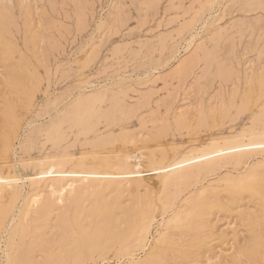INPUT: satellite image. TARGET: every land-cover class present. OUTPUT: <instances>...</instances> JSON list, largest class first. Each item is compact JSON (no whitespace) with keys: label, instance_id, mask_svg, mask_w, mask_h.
Here are the masks:
<instances>
[{"label":"rangeland","instance_id":"374dc122","mask_svg":"<svg viewBox=\"0 0 264 264\" xmlns=\"http://www.w3.org/2000/svg\"><path fill=\"white\" fill-rule=\"evenodd\" d=\"M10 5L15 20V25L10 29L13 50L10 62L15 69L22 68L23 73L19 75L20 81L14 82V86L9 88L4 81L6 72L4 60L0 56V108L6 100L12 99L17 104L20 127L10 155L8 158L0 157V168L3 169L0 170V177H5V172L9 171L10 176L16 177L21 196L31 193L28 196L30 198L26 196L30 203L27 209L29 212L23 218L25 223L22 230L25 232L19 229L12 239V262L17 264L15 253L23 248L31 249L29 255L32 256L44 252L49 258L53 255L50 258L51 263L54 259L52 264L59 260L57 264L63 261L62 264H72L73 260V264L229 262L228 259L231 260L249 240V230H259L256 222L253 223L255 218L247 217L243 211L252 212L254 217L259 213L256 216L258 220L264 218V195L254 191L249 185L247 187L245 183L232 179L234 174H243L252 166L264 168V141L259 142L260 145L257 141L249 142L258 136L264 137V80L253 98L247 104L243 101V94L248 90L247 81L257 73L264 75V0H11ZM25 7L30 12L32 28L40 30L41 37L38 39L26 41L25 14L22 10ZM20 86L28 91L26 100L17 90ZM77 99H80L79 105H76ZM179 110L183 112V117L178 119L176 114L181 113ZM180 120L185 121L182 123ZM3 123L0 115L1 129ZM223 139L237 140L240 143L214 152L209 149L210 145L219 142L222 144ZM243 145H249L250 148L241 149L240 146ZM137 146H143L144 151L153 152L155 156L163 154L162 159H157L158 169L150 168L149 159L145 155L140 159L127 156L129 153L135 154ZM97 150L101 152L94 153ZM236 150H240V153ZM98 155L114 158L112 160L115 164L125 160L133 172H119L117 170L121 169H117L115 165L114 169H103L100 174L98 172L92 177L87 173L73 172L75 162L79 159ZM192 159H195L194 162ZM62 162L67 165L61 164ZM84 178L86 181L82 180ZM100 179L103 180L99 182ZM115 180L119 184L115 185L114 182L111 185ZM11 181L12 179L7 180ZM70 181L73 184H69ZM124 184H129L133 189L138 187V194L144 193L142 185L145 186L146 192L154 201L150 208L144 202H129L130 199L123 192L126 187ZM202 187L206 190L199 193ZM117 191L118 195L113 194ZM201 195L208 196L210 203L203 216L205 221L201 228L202 234L190 236L187 234L189 231L182 234L184 230L177 222L176 215L180 216L182 213L181 216L187 218L185 212L192 208L193 205L190 204H194L197 196ZM234 196L238 197V202L233 201ZM228 199L232 201L229 205L226 204ZM103 200L106 201L105 204ZM258 200H261L260 205L257 204ZM73 201L75 202L72 203ZM66 202L75 207H70ZM108 202L111 204H107ZM119 203L124 206H131L129 203H132L134 207L137 206L136 212L141 213H137L139 216L137 219L136 215L134 223L130 222L132 225L126 223L127 234L118 241L114 238L110 247L106 238L99 234L75 250L81 228L88 226L85 230H91L92 226L104 225L105 222L106 226L108 221L107 226L112 227V215L118 214L116 209L119 208ZM142 206L147 209L144 208L141 212ZM84 207L89 208L85 211ZM110 208L113 210L110 211ZM103 212L106 213L102 214ZM36 213L39 216L34 215ZM145 213L150 218L148 240L144 247L131 246L128 250L130 233L134 232L135 223L143 221ZM61 214L66 215L61 216L62 220ZM76 219L80 224L74 222ZM249 220H252L251 223ZM56 221L58 225L55 224ZM42 222L46 224V228L42 227L45 226ZM88 222H91L90 225ZM60 223H64V227ZM82 223L84 227L81 226ZM193 223L191 227L199 225L198 222ZM120 226L124 227L123 224ZM57 229L62 233L67 231L66 238ZM191 230L194 229L190 228ZM163 232L171 235L167 234V239H173L171 243L169 239L164 240L163 244L158 242L159 235ZM42 235L47 240L42 239ZM50 235L56 238L53 240ZM195 237L197 241L194 240ZM71 240H75L76 244ZM191 240L196 241L194 246L191 245ZM69 241L72 243H68ZM121 243L124 247L128 246V249L124 250ZM53 244L55 245L52 246ZM0 245L3 247V242ZM156 247L160 250H155ZM40 249L44 251L40 253ZM57 253L61 258H58ZM262 254L264 257V253ZM243 255L246 259L247 255L241 254L242 261L246 262ZM256 257L258 264H264V258ZM220 258L223 259L222 262ZM244 261V264H248V259L246 263Z\"/></svg>","mask_w":264,"mask_h":264},{"label":"bare ground","instance_id":"6f19581e","mask_svg":"<svg viewBox=\"0 0 264 264\" xmlns=\"http://www.w3.org/2000/svg\"><path fill=\"white\" fill-rule=\"evenodd\" d=\"M22 1H24V0H22ZM21 3V2H20ZM11 0H0V56L3 58V67L5 68V72H6V75L4 76L5 77V79H4V81H5V83H6V85L9 87V88H11V87H13L14 86V82H16L17 83V81H20V77H19V75L20 74H22L23 73V69L22 68H19V69H15L14 68V66L12 65V63L10 62L11 61V59H12V48H11V45H12V41H11V39H10V36H11V31H10V29H11V27L12 26H14L15 25V20H14V17H13V8L11 7ZM23 10V14H25V21H24V24H25V29H26V32H27V37H26V41H31V40H34V39H38V38H40L41 36H40V34H39V31L40 30H38V29H34V28H32L33 27V25H32V18H31V16H30V12L28 11V8L27 7H25L24 9H22ZM27 43V42H26ZM26 43H25V45H26ZM58 45V44H57ZM37 49V48H36ZM33 50H34V48H33ZM35 51V50H34ZM35 54V53H34ZM44 56V55H43ZM42 59H43V57H42ZM1 62H2V59H1ZM262 72H264V71H262ZM261 73V72H260ZM260 73H257L255 76H254V78L253 79H251L250 81H247V82H249L248 83V85H247V87H248V90L243 94V101L245 102V104H247L252 98H253V96L257 93V88H259V87H261V84H262V82H263V80H264V78H263V76H262V74H260ZM25 82H27V80L25 81ZM263 85V84H262ZM32 88V87H31ZM18 92L20 93V94H22V97L24 98V100H26L27 98H28V91L26 92L25 91V89H24V87L23 86H20L18 89ZM12 95V94H11ZM16 96H18V95H16ZM9 97H10V95H9ZM14 97V96H13ZM83 97V96H82ZM89 97V96H88ZM85 98V97H84ZM87 98V97H86ZM85 98V99H86ZM89 101V100H88ZM75 102V101H74ZM77 103V104H76ZM76 103H74V104H76V105H79V103H80V99L78 100H76ZM245 106V105H244ZM247 106V105H246ZM245 108V107H244ZM17 104L16 103H14L13 102V100L12 99H8V100H6L4 103H3V105L1 106V108H0V115L2 116V118H3V121H4V123H3V126H2V129H1V133H0V157L1 158H8V155H10V153H11V151L13 150V147H14V144H15V142H16V140H17V138H18V129H19V127H20V119H19V115H18V113H17ZM180 111V110H179ZM181 112V111H180ZM183 112H181V113H177L176 114V118H181V114H182ZM185 116V115H184ZM183 117V116H182ZM262 117H264V116H262ZM178 118V119H179ZM185 119V118H184ZM183 120V119H182ZM182 120H180L181 122H182ZM186 120H187V118H186ZM185 121V120H184ZM183 121V122H184ZM182 122V123H183ZM86 123V122H85ZM176 123H178V122H176ZM2 125V124H1ZM54 129L56 128V127H54V126H52ZM88 127V126H87ZM53 128H52V130H53ZM84 129V128H83ZM48 131V130H47ZM258 131V130H257ZM261 132V131H260ZM51 133V132H50ZM53 133V132H52ZM51 133V134H52ZM56 133V132H55ZM254 133V132H253ZM262 133V132H261ZM50 134V135H51ZM252 134V133H251ZM256 134V133H255ZM243 135V134H242ZM52 136H54V135H52ZM251 136V135H250ZM254 136V135H253ZM234 137V136H233ZM233 137H231V138H233ZM239 137V136H238ZM240 137H242V136H240ZM256 137V136H255ZM224 140V142L222 143V144H219V143H217V144H214V145H210L209 146V149L210 150H212V152H214V151H216L217 149H222V148H228L229 146L231 147L232 145H235L236 144V146H237V144L238 143H240V141H237V140H227V141H225V139H223ZM223 140H221V141H223ZM242 140L243 139H241V142H242ZM98 141V140H97ZM216 141H217V139H216ZM220 141V140H219ZM252 141H257L258 143L259 142H262V141H264V137L263 136H258L256 139H254V140H250L249 142H252ZM95 142V141H94ZM102 142V141H101ZM100 142V143H101ZM218 142V141H217ZM99 143V142H98ZM216 143V142H215ZM247 143V142H246ZM97 144V143H96ZM95 144V145H96ZM248 144H250V143H248ZM98 145V144H97ZM239 145V144H238ZM242 145V144H241ZM245 145H247V144H245ZM259 145H260V143H259ZM258 145V146H259ZM235 146V147H236ZM249 146V145H248ZM246 147V146H240L241 147V149H245V148H250V147ZM253 146V145H252ZM262 146H264L263 144H262ZM261 146V147H262ZM234 147V146H233ZM245 147V148H244ZM261 147H259V148H261ZM134 148V147H133ZM205 148H207V147H205ZM256 148V147H255ZM230 149V148H229ZM238 149V148H237ZM240 149V150H241ZM145 150V148L143 147V146H137L136 148H135V151H136V153L135 154H130L129 153V155H127L128 157H133V159H136V158H138V159H140L142 156H146L147 157V159H149V162H150V168L152 169V170H156V169H158L157 168V166H158V163H157V159L158 158H161L162 159V156H163V154L161 153V154H159L158 156H155V154L153 153V152H147V151H144ZM201 150H203V149H201ZM223 150V149H222ZM221 150V151H222ZM240 150L238 151V150H236V151H238L239 153H240ZM251 150V149H250ZM132 151H134V150H132ZM234 151V150H233ZM235 151V152H236ZM96 152H101V150H97V151H95L94 153H96ZM111 152V151H110ZM205 152V151H204ZM208 152V151H207ZM97 153V154H98ZM206 153V152H205ZM250 153V152H249ZM128 154V153H127ZM229 154H230V152H229ZM233 154V153H232ZM234 154H236V153H234ZM64 155V154H63ZM110 155H112V154H110ZM208 155V154H207ZM50 156V155H49ZM52 156V155H51ZM54 156V155H53ZM60 156V155H59ZM67 156V155H66ZM107 156V155H106ZM113 156V155H112ZM184 156V155H183ZM213 156V155H212ZM242 156H243V154H242ZM68 157V156H67ZM70 157V156H69ZM68 157V158H69ZM185 157V156H184ZM208 157V156H207ZM241 157V156H240ZM44 158V157H43ZM50 158V157H49ZM55 158V157H54ZM58 158V157H57ZM64 158V157H63ZM116 159L117 158H119V157H115ZM129 158V159H130ZM145 158V157H144ZM188 158V157H187ZM189 158H190V155H189ZM45 159V158H44ZM112 159H114V158H112V157H99V155L98 156H92L91 158H81V159H79L77 162H75L76 164H75V167H74V169H73V172H76V173H87V175H91L90 177H92L93 175H95L96 173H98L99 172V174H100V171H104L103 169H105L106 170V168H112L114 165L117 167V169H121V170H117V171H122V170H124V172H128V173H131V172H133V171H130V165H128L129 163H126V162H124V161H119L117 164H115L114 163V161L112 160ZM115 159V160H116ZM121 159V158H120ZM137 159V160H138ZM200 159H201V157H200ZM65 160V159H64ZM63 160V161H64ZM67 160V159H66ZM128 159H126V161H127ZM188 160V159H187ZM193 160V159H192ZM195 160V159H194ZM194 160H193V162H194ZM207 160V159H206ZM44 161V160H43ZM48 161V160H47ZM58 161V160H57ZM116 161H118V160H116ZM141 161V160H140ZM146 161V160H145ZM185 161V160H184ZM208 161V160H207ZM206 161V162H207ZM42 162V161H41ZM60 162V161H59ZM74 162V161H73ZM128 162V161H127ZM163 162V161H162ZM192 162V161H191ZM192 162V163H193ZM196 162V161H195ZM53 163H55V162H53ZM69 163V162H68ZM160 163V162H159ZM186 163V162H185ZM188 163V162H187ZM191 163V164H192ZM205 163V162H204ZM42 164V163H41ZM47 164V163H46ZM45 164V165H46ZM61 164H65V162L63 163H61ZM191 164H189V165H191ZM196 164V163H195ZM211 164V163H210ZM213 165L215 164V163H212ZM57 165V164H56ZM59 165V164H58ZM65 165H67V164H65ZM71 165V164H70ZM74 165V164H73ZM137 165V164H136ZM139 165V164H138ZM179 165V164H178ZM181 165V164H180ZM183 165V164H182ZM181 165V166H182ZM189 165H187V166H189ZM202 165V164H201ZM205 165L206 164H204V167H205ZM208 165H209V163H208ZM40 166V165H39ZM44 166V165H43ZM61 166V168H62V165H60ZM114 166V167H115ZM133 166V165H132ZM183 166H185V165H183ZM186 166V167H187ZM210 166V165H209ZM208 166V167H209ZM41 167H42V165H41ZM47 167V166H46ZM64 167V166H63ZM114 167H113V169H114ZM195 167L197 168L198 166H196L195 165ZM208 167H206V168H208ZM211 167V166H210ZM48 168H50V167H48ZM53 168V167H52ZM55 168V167H54ZM57 168H59L60 169V167H58L57 166ZM56 168V169H57ZM252 168V169H251ZM251 168H248V170L246 171L245 170V172L243 173V174H234V176H232L231 178L232 179H234L235 180V182L236 181H240V182H242V183H245V185L247 186V185H249L251 188H254L253 190L254 191H257V192H259L260 194H262V195H264V168L263 169H259L258 167H255V168H253V166L251 167ZM2 168H0V170H1ZM36 169V168H35ZM58 169V170H59ZM63 169V168H62ZM62 169H61V171H62ZM176 169H177V167H176ZM175 169V170H176ZM179 169V168H178ZM3 170V169H2ZM54 170V169H53ZM57 170V171H58ZM42 171V170H41ZM49 171V170H48ZM56 171V170H55ZM70 171V170H69ZM111 171V170H110ZM112 171H114V170H112ZM116 171V172H117ZM174 171V170H173ZM9 172V171H8ZM8 172H5V173H7V175L5 176V177H0V244L3 242V247H1V245H0V264H3V262H5V264H14L13 262H12V256H11V248H12V246L11 245H13V242H12V239L14 238V235L16 234V232L20 229V230H22V226H23V223H25V221L23 220V218L28 214V212H29V210H27L28 209V205H29V199L27 200V198H30V197H28L27 195V198H26V196L25 197H22L21 196V194H20V189L18 188V186H17V183H16V177L14 178V176H10L9 175V173ZM40 172V171H39ZM50 172V171H49ZM53 172V171H52ZM72 172V173H73ZM136 172H139V171H136ZM170 172V171H169ZM239 172V171H238ZM46 173V172H45ZM57 173V172H56ZM72 173H71V175H72ZM240 173V172H239ZM1 174H2V172H1ZM60 174V173H59ZM99 174H98V176H99ZM105 174V173H104ZM108 174V173H107ZM107 174H105V175H107ZM118 174V173H117ZM120 174H122V173H120ZM125 174V173H124ZM43 175V174H42ZM41 175V176H42ZM62 175V174H61ZM60 175V176H61ZM66 175V174H65ZM73 175H74V173H73ZM78 175V174H77ZM40 176V175H39ZM38 176V177H39ZM67 176V175H66ZM85 176H86V174H85ZM175 176H177V175H175ZM231 176V175H230ZM59 177V176H58ZM57 177V178H58ZM77 177V176H76ZM79 177V176H78ZM90 177H88L89 179H90ZM171 177H172V175H171ZM196 177V176H195ZM35 178V177H34ZM68 178V177H67ZM87 178V179H88ZM94 178V177H93ZM101 178H103V177H101ZM167 178L168 177H166V180H167ZM175 178V177H174ZM178 178V177H177ZM227 178V177H226ZM10 179H12V181L11 182H7V180H10ZM32 179V178H31ZM75 179V178H74ZM92 179V178H91ZM172 179V178H171ZM179 179V178H178ZM178 179H177V181H178ZM35 180V179H34ZM33 180V181H34ZM37 180V179H36ZM35 180V181H36ZM57 180V179H56ZM69 180V179H68ZM77 180V179H76ZM82 180H85V178L84 179H82ZM101 180H103V179H100L99 180V182L101 181ZM111 180V179H110ZM109 180V181H110ZM123 180V179H122ZM140 180V179H139ZM166 180H165V182H166ZM227 180V179H226ZM6 181V182H5ZM38 181V180H37ZM58 181V180H57ZM56 181V182H57ZM67 181V180H66ZM72 181V180H71ZM71 181L69 182V184H73V183H71ZM86 181V180H85ZM92 181H94V180H92ZM98 181V180H97ZM176 181V180H175ZM74 182V181H73ZM79 182H81V181H78V183ZM88 182H89V180H88ZM88 182H86V183H88ZM108 182V181H107ZM107 182H105V183H107ZM114 182H115V185H118L117 183H116V180L115 181H113V184H111V185H114ZM121 182V181H120ZM168 182V181H167ZM170 182V181H169ZM66 182H64V184H65ZM68 183V182H67ZM76 183V182H75ZM77 183V184H78ZM83 183V182H82ZM82 183L80 184V185H82ZM129 183V182H128ZM180 183V182H179ZM59 184H61V182L59 183ZM63 184V185H64ZM77 184H76V187L78 188L79 186H77ZM84 184V183H83ZM168 184V183H167ZM48 185V184H47ZM55 185V184H54ZM62 185V186H63ZM85 185V184H84ZM100 185V184H99ZM109 185H110V183H109ZM108 185V186H109ZM110 185V186H111ZM125 185V184H124ZM142 185V184H141ZM170 185V184H169ZM233 185V184H232ZM68 185H66V187H67ZM74 186V185H73ZM73 186H71V185H69L68 187H73ZM86 186H88L87 184H86ZM91 186V185H90ZM122 186V185H121ZM126 187L123 189V192L125 193V195L127 196V198H129L128 200H129V202L131 201V202H133V204L135 203L136 204V202H144L146 205H147V208L149 207L150 208V206L152 205L151 203H152V197L150 196V194H148L147 192H146V190H147V188H145V186H143L142 185V188L144 189V193L143 194H138V187H136L135 189H133V188H131L130 186H129V184L128 185H125ZM177 186V185H176ZM175 186V187H176ZM234 186V185H233ZM244 186V185H243ZM51 188H52V186H50ZM57 187V186H56ZM61 187V186H60ZM92 187H95V186H92ZM120 187V186H119ZM164 187H165V185H164ZM179 187V186H178ZM248 187V186H247ZM59 188V187H58ZM63 188V187H62ZM236 188V187H235ZM61 189V188H60ZM64 189V188H63ZM67 189V188H66ZM70 189H73V188H70ZM76 189V188H75ZM90 189V188H89ZM114 190H115V188H113ZM119 189V188H118ZM122 189V188H121ZM176 189V188H175ZM204 189L205 188H203L202 187V190L199 192V193H202L203 191H204ZM229 189H231V188H229ZM244 189V188H243ZM249 189V188H248ZM79 190H80V187H79ZM206 190V189H205ZM237 190V189H236ZM61 191H62V189H61ZM64 191V190H63ZM67 191H69V190H67ZM73 191V190H72ZM90 191V193L92 192L91 190H89ZM98 191V190H97ZM96 191V192H97ZM119 191V190H118ZM118 191L117 192H115V193H113V194H119L118 193ZM239 191H241V190H239ZM244 191V190H243ZM252 191V190H251ZM51 192V191H50ZM82 192V191H81ZM87 192H88V190H87ZM99 192V191H98ZM122 192V191H121ZM232 192V191H231ZM32 193H35V191L34 192H32ZM52 193H57V191L55 192H53L52 191ZM69 194H70V192H68ZM93 193V192H92ZM249 193V192H248ZM251 193V192H250ZM45 194H46V192H45ZM57 194H59V193H57ZM65 194L67 195V192H65ZM76 195H77V193H75ZM75 194H73V195H75ZM103 194V193H102ZM230 194V193H229ZM237 194V193H236ZM247 194V193H246ZM40 195V194H39ZM50 195V194H49ZM55 195V194H54ZM62 195H64V194H62ZM79 195H81V194H79ZM121 195V194H120ZM123 195V194H122ZM121 195V196H122ZM196 195H198V194H196ZM200 195V194H199ZM233 195V194H232ZM248 195H250V194H248ZM70 196V195H69ZM88 198H89V196H88V194L86 195ZM99 196H100V194H99ZM101 196H103V195H101ZM105 196V195H104ZM112 196V195H111ZM116 196V195H115ZM125 196V197H126ZM176 196V195H175ZM33 197H35V196H33ZM39 197V196H38ZM49 197V196H48ZM47 197V199H49ZM54 197V196H53ZM52 196H51V198H53ZM70 197H72V195L70 196ZM86 197V198H87ZM98 197V196H97ZM106 197V196H105ZM114 197V196H113ZM119 197V196H118ZM123 197V196H122ZM42 198V197H41ZM85 197H83V199H84ZM85 198V199H86ZM104 198V197H103ZM107 198V197H106ZM115 198V197H114ZM113 198V199H114ZM191 198V197H190ZM194 198H196V197H194ZM208 196L206 197L205 195H201V196H197V198H196V201H194L195 203L194 204H190V205H193L192 206V208H190V209H187V212H185V214L184 215H187V218H183V216H181V214H180V216H178V214L176 215V217H178L177 219V222L183 227V230L184 231H182V234L183 233H185V231L186 232H188L189 231V233H187V234H190V236H191V234L192 235H198L199 233H201V228H203V226H204V214H205V212L207 211L206 209H207V206L208 205H210V203H209V200H208ZM217 198V197H216ZM230 198H231V196H230ZM238 198V197H237ZM237 198L234 196L233 197V201H236V202H238V200H237ZM257 198V197H256ZM34 199V198H33ZM40 199V198H39ZM43 199V198H42ZM41 199V200H42ZM57 199V198H56ZM82 199V198H81ZM90 199V198H89ZM100 199H101V197H100ZM109 199V198H108ZM187 199V198H186ZM185 199V200H186ZM232 199V198H231ZM50 200V199H49ZM48 200V201H49ZM58 200V199H57ZM67 200V199H66ZM70 200V199H69ZM76 200H78V199H76ZM75 200V201H76ZM88 200V199H87ZM86 200V201H87ZM90 200H92V199H90ZM96 200V199H95ZM98 200V199H97ZM105 200V199H104ZM103 200V202H104V204H105V202L106 201H104ZM188 200V199H187ZM193 200V199H192ZM195 200V199H194ZM217 200V199H216ZM36 201V200H35ZM38 201V200H37ZM43 201V200H42ZM59 201V200H58ZM75 201H73L72 203H74ZM79 201V200H78ZM86 201L84 202V203H86ZM93 201H94V199H93ZM112 201V200H111ZM115 201V200H114ZM122 201H123V199H122ZM229 201V202H228ZM228 201L226 202V204H228V203H230V202H232V201H230V199H228ZM261 201V200H260ZM260 201L258 200V202H257V204H259L260 205ZM34 202V201H33ZM90 202V201H89ZM99 202V201H98ZM98 202H96V203H98ZM154 202V201H153ZM19 203H20V206H18L19 205ZM45 203V202H44ZM43 202H42V204H44ZM60 203H61V200H60ZM66 203H68V204H70V207H71V203H69V202H66ZM78 203V202H77ZM76 203V204H77ZM81 203V202H80ZM79 203V204H80ZM110 202H108L107 204H109ZM122 203V202H121ZM121 203H119L120 205H118V209H116V210H118V214H114L115 216H113L112 215V217H114L113 219H112V227L111 228H109L110 227V225H109V227L107 226L108 224H109V221H108V224L105 226V223H107V222H105L104 223V225L103 224H98V225H94V226H92L90 229L91 230H88L89 232V234H87V230H85V228H88V226L86 227L85 225V228L84 229H82L81 228V230H80V235H79V242H78V246H76L75 247V250H76V248L77 247H79L80 245H83L84 244V242H90L92 239H93V237H96L97 235H102L103 237H105L106 238V240H107V242L109 243L108 245H109V247L111 246L110 244V242L112 241H115V240H113L114 238L115 239H117V241L119 240V239H121V237L122 236H124L125 234H127L126 232H127V229H126V227H125V225H127L128 223H130V222H135L136 221V215H137V219H138V216L141 214H139V212H136V210H135V207H137V206H135L134 207V205H132V203H129V204H131V206H124V204L122 205ZM140 203H139V205H140ZM171 203V202H170ZM38 204H39V202H38ZM90 205L92 204V203H89ZM94 204V203H93ZM100 204V203H99ZM103 204V203H102ZM101 204V205H102ZM111 204V203H110ZM116 204V203H115ZM127 204V203H126ZM154 204V203H153ZM164 204H165V201H164ZM187 204V203H186ZM262 204V203H261ZM33 205V204H32ZM41 205V204H40ZM67 205V204H66ZM81 205V204H80ZM79 205V207H81ZM94 205H96V204H94ZM183 205H185V204H183ZM188 205V204H187ZM229 205V204H228ZM258 205V206H259ZM263 205V204H262ZM37 206V205H36ZM35 206V207H36ZM73 206V205H72ZM85 206H87V205H85ZM104 206V205H103ZM103 206L102 207H100V208H103ZM143 206H145L144 204H143ZM142 206V207H143ZM264 206V205H263ZM31 207V206H30ZM61 207H62V205H61ZM63 207H64V205H63ZM69 206H68V208H70ZM73 207H75V206H73ZM77 207H78V205H77ZM109 207V206H108ZM114 207V206H113ZM140 207V206H139ZM155 207V206H154ZM180 207H181V205H180ZM185 207H187V206H185ZM32 208V207H31ZM38 208H39V206H38ZM44 208V207H43ZM55 208V207H54ZM56 208H57V206H56ZM85 208V207H84ZM89 208V207H88ZM88 208H85L84 210L86 211V209H88ZM90 208H92V206L90 207ZM145 207H143L142 209L143 210H141V212L142 211H144L145 209H147V208H145ZM228 208V207H227ZM263 208V207H262ZM59 209H60V206H59ZM62 210H63V208H61ZM79 209V208H78ZM81 209H82V207H81ZM106 209H107V207H106ZM138 209V208H137ZM264 209V208H263ZM56 210V209H55ZM66 210V209H65ZM71 210H73V209H71ZM70 210V211H71ZM83 210V211H84ZM90 210V209H89ZM100 210V209H99ZM102 210V209H101ZM111 210H113V208L111 209L110 208V211ZM139 210H140V208H139ZM139 210H137V211H139ZM180 210V209H179ZM30 211H32L31 209H30ZM44 211H45V208H44ZM64 211V210H63ZM67 211V210H66ZM83 211H82V213H83ZM97 211V210H96ZM165 211V210H164ZM163 211V212H164ZM175 211H177V209L175 210ZM249 211V210H248ZM263 211V210H262ZM42 212H43V210H42ZM60 212H62V211H60ZM68 212V211H67ZM66 212V213H67ZM73 212V211H72ZM71 212V213H72ZM80 212H81V210H80ZM91 212V211H90ZM146 212V211H145ZM174 212V211H173ZM181 212V211H180ZM241 212V211H240ZM27 213V214H26ZM35 213V212H34ZM52 213V212H51ZM56 213V212H55ZM62 213H65V212H62ZM74 213V212H73ZM98 213H100L99 211H98ZM106 213V212H105ZM104 212L102 213V214H105ZM108 213H109V210H108ZM110 213H112V212H110ZM117 213V212H116ZM139 215H138V214ZM151 213H153V211L151 212ZM150 213V214H151ZM165 213V212H164ZM243 213L245 214V215H247V217H250L251 219L252 218H255L254 219V221H253V223L254 222H256V225L258 226V228H259V230H249V231H251V234H250V237H249V240H247V242L244 244V242H243V244H244V246L242 245H240L242 248L241 249H239V251L237 252V250L235 251V252H237L236 254H234V256L233 255H231V256H233L232 257V259L230 260V259H228V257L226 258V259H228L229 260V262H223L222 264H242L243 263V261H242V259H241V254L242 253H244V254H246L247 255V259H248V264H258V262H257V260L258 259H256L257 257L256 256H263V254L262 253H264V218L263 219H256L258 216L257 215H259V213H257V217L255 216H253V213L252 212H244L243 211ZM37 214L38 213H36V214H34V215H36L37 216ZM41 214V213H40ZM44 214V213H43ZM48 214H49V212H48ZM77 214V211H75V216H77L76 215ZM93 214H94V212H93ZM95 214H97V212H95ZM101 214V215H102ZM148 214H149V212H148ZM174 214H175V212H174ZM30 215H31V213H30ZM45 215H47V213L45 214ZM56 215H57V213H56ZM63 215H65V214H61L60 215V219L61 218H63V217H61V216H63ZM73 215V214H72ZM79 215H81V214H78V216ZM83 215V214H82ZM85 215V214H84ZM173 215V214H172ZM38 216H39V214H38ZM41 216H43V215H41ZM66 216V215H65ZM67 216H70V215H67ZM86 216V215H85ZM92 216H94V215H92ZM103 216V215H102ZM101 216V217H102ZM109 217H110V215H108ZM141 216H143V214L141 215ZM171 216V215H170ZM244 216V215H243ZM261 216V215H260ZM262 216H264V215H262ZM32 217V216H31ZM31 217H30V219H31ZM44 217V216H43ZM97 217V216H96ZM242 217V216H241ZM244 217H246V216H244ZM246 217V218H247ZM26 218V217H25ZM72 218V217H71ZM73 218H74V216H73ZM72 218V219H73ZM79 218H81V217H79ZM99 218V217H98ZM152 218H153V216H152ZM171 218V217H170ZM169 218V219H170ZM175 218V217H174ZM245 218V219H246ZM28 219V218H27ZM38 219H40V217L38 218ZM37 219V220H38ZM50 219V218H49ZM70 218H68V220H69ZM75 219V218H74ZM103 219V218H102ZM169 219H167V221L169 220ZM206 219V218H205ZM244 219V218H243ZM32 220H33V217H32ZM36 220V221H37ZM52 220H53V218H52ZM56 220V219H55ZM54 220V221H55ZM58 220V222H59V219H57ZM62 220V219H61ZM65 220H67V219H65ZM80 220H82V219H80ZM79 220V221H80ZM104 220V219H103ZM153 219H151V221H152ZM171 220H173V219H171ZM247 220V219H246ZM39 221V220H38ZM77 221V219L74 221V222H76ZM101 222H102V220H100ZM106 221V220H105ZM139 221V220H138ZM137 221V222H138ZM248 221V220H247ZM250 221V220H249ZM252 221V220H251ZM251 221H250V223H251ZM30 223H31V221H29ZM35 222V221H34ZM33 222V223H34ZM50 222V221H49ZM53 222V221H52ZM61 222V221H60ZM67 222V221H66ZM65 222V223H66ZM69 222L71 223V221L69 220ZM78 222V221H77ZM82 222V221H81ZM100 222V223H101ZM176 222V221H175ZM193 222H198L199 223V225L197 224V226L195 225L194 227H191L194 223ZM206 222H208V221H206ZM28 223V222H27ZM39 223V222H38ZM46 223H47V221H46ZM51 223V222H50ZM55 223V222H54ZM79 223V222H78ZM91 223V222H90ZM90 223L88 222V225H90ZM127 223V224H126ZM132 223V224H133ZM152 223V222H151ZM42 224H43V222H42ZM45 224V223H44ZM43 224V225H44ZM49 224V223H48ZM55 224H57V221H56V223ZM59 224V223H58ZM57 224V225H58ZM61 225L60 226H62V227H64V223H60ZM67 225H69L68 223H66ZM73 224V223H72ZM80 224V223H79ZM84 224H85V222H84ZM87 224V223H86ZM93 224H95V223H93ZM92 224V225H93ZM121 224H123L124 225V227H122V226H120ZM131 224V223H130ZM131 224V225H132ZM174 224V223H173ZM247 224V223H246ZM255 224V223H254ZM28 225V224H27ZM30 225V224H29ZM28 225V226H29ZM57 225H55V226H57ZM208 225V224H207ZM210 225V224H209ZM251 225V224H250ZM249 224H248V226H250ZM25 226V225H24ZM38 226V225H37ZM51 226H53L52 225V223H51ZM50 226V227H51ZM77 226V225H76ZM79 226V225H78ZM81 226H83V223L81 224ZM83 226V227H84ZM176 226V225H175ZM178 226V225H177ZM247 226V227H248ZM254 226V225H253ZM34 227H35V225H34ZM42 227H44V228H46V224H45V226H42ZM42 227H40V228H42ZM69 227V226H68ZM72 227V226H71ZM90 227V226H89ZM150 227V218L148 217V215L146 216V213L144 214V219H143V221L141 220L140 222H138V223H135V225H134V232L133 233H130L131 235V239L130 238H128V239H130V241H129V244H130V247H124L123 246V244H122V248L124 247V250H126V249H128V250H130L132 247L131 246H133V247H136V248H138V247H144V245H145V242H146V240H148L147 239V235H148V231H149V228ZM32 228H33V226H32ZM39 228V227H38ZM51 228H56V227H51ZM77 228V227H76ZM79 228H80V226H79ZM179 228V227H178ZM190 228L191 229H194V230H191L190 231ZM205 228V227H204ZM206 228H208L207 226H206ZM251 228V227H250ZM256 228V227H255ZM34 229V228H33ZM59 229V228H58ZM57 229V230H58ZM64 229V228H63ZM132 229V228H131ZM257 229V228H256ZM19 230V231H20ZM51 230V229H50ZM50 230H48V232L50 231ZM52 230H55V229H52ZM68 230V229H67ZM73 230V229H72ZM128 230H130V229H128ZM181 230H182V228H181ZM180 230V231H181ZM206 230V229H205ZM23 232H25L24 230H22ZM56 231V230H55ZM63 232H64V230H62ZM78 231H79V229H78ZM204 231V230H203ZM248 231V232H249ZM47 232V233H48ZM51 232V231H50ZM58 232H59V230H58ZM61 232V231H60ZM59 232V233H60ZM74 232V231H73ZM130 232H132V231H130ZM20 233V232H19ZM29 233V232H28ZM45 233V232H44ZM62 233V232H61ZM66 233H67V231L66 232H64V233H62L63 235H64V237H65V235H66ZM68 233H69V230H68ZM204 233H205V231H204ZM207 233V232H206ZM250 233V232H249ZM41 234H43V233H41ZM50 234V233H49ZM48 234V235H49ZM52 234V233H51ZM54 234V236L56 235V232L55 233H53ZM74 234V233H73ZM160 234V233H159ZM168 233H161L160 235H159V238H158V242L160 243H162L164 240H166V241H169L170 240V242L169 243H171L172 242V238H170L169 239V237H168V239H167V236L168 235H170V234H168ZM202 234V233H201ZM200 234V235H201ZM44 235V234H43ZM43 235H42V239L43 238H46V236L45 237H43ZM47 235V236H48ZM76 235V234H75ZM199 235V236H200ZM23 236V235H22ZM35 236V235H34ZM40 236V235H39ZM38 236V237H39ZM51 236V238H53V240L56 238H54V237H52L53 235H50ZM57 236H58V233H57ZM62 236V235H61ZM67 236H69V235H67ZM171 236V235H170ZM189 236V237H190ZM205 236V235H204ZM24 237V236H23ZM64 237H62V238H64ZM77 237V236H76ZM20 238V237H19ZM19 238H18V240H19ZM58 238H60V237H58ZM57 238V239H58ZM61 238V239H62ZM66 238V237H65ZM104 238V239H105ZM200 238H202V235H201V237ZM199 237H198V239H200ZM207 238V237H206ZM2 239V240H1ZM25 239H26V236H25ZM30 239V238H29ZM37 239V237L35 238V240ZM48 239H50V238H48ZM60 239V240H61ZM70 239V238H69ZM72 239V238H71ZM74 239V238H73ZM76 239V238H75ZM192 239V238H191ZM17 240V239H16ZM20 240H22V239H20ZM40 240V239H39ZM39 240H38V242H39ZM46 240H47V238H46ZM46 240H43V241H46ZM59 240V239H58ZM100 240H101V237H100ZM194 240H196L197 241V239H196V237H195V239ZM194 240H191V245H195L196 244V241H194ZM206 240V239H205ZM66 241V240H65ZM72 241V240H71ZM69 241L68 243H74V241ZM124 241H126V240H124ZM123 241V242H124ZM56 242V241H55ZM58 242V241H57ZM56 242V243H57ZM26 243V242H25ZM39 243H41V242H39ZM38 243V244H39ZM50 243H52V241H50ZM55 243V244H56ZM60 243V242H59ZM59 243H57V244H59ZM65 242H64V240H63V244H64ZM125 243H127V242H125ZM124 243V244H125ZM169 243H167V244H169ZM189 243V242H188ZM198 243H201L200 241L198 242ZM34 244V243H33ZM36 244V243H35ZM34 244V245H35ZM46 244H49V243H46ZM45 244V245H46ZM55 244H53L52 246H54ZM62 244V243H61ZM63 244H62V246H63ZM75 244H76V241H75ZM95 244H96V242H95ZM99 244V243H98ZM97 244V245H98ZM107 244V243H106ZM116 244V243H115ZM163 244V243H162ZM202 244H204V242L202 241ZM17 245V244H16ZM43 246H44V244H42ZM50 245V244H49ZM48 245V246H49ZM65 246H66V244H64ZM74 245V244H73ZM85 245V244H84ZM102 245V244H101ZM104 245V244H103ZM165 245V244H164ZM163 245V246H164ZM190 245V244H189ZM19 246V245H18ZM32 246V245H31ZM62 246L60 245V247L62 248ZM65 246H63V248H65ZM69 246V245H68ZM72 246V245H71ZM99 246V245H98ZM120 246V245H119ZM24 247V246H23ZM36 248H38L37 246H35ZM41 248H43L42 246H40ZM95 247V246H94ZM100 247V246H99ZM99 247H98V249H99ZM19 248V247H18ZM20 248H22V247H20ZM26 248V247H25ZM31 248V247H30ZM33 248V247H32ZM45 249H48V247L46 248V246L44 247ZM50 248V247H49ZM60 248V250H62ZM70 248H72V247H70ZM69 248V249H70ZM73 248H74V246H73ZM102 248V247H101ZM126 248V249H125ZM164 248V247H163ZM56 249L58 250V248L56 247ZM66 249V248H65ZM120 249V248H119ZM134 249V248H133ZM132 249V250H133ZM155 250H160V249H157V247L156 248H154ZM166 249V248H165ZM16 250V249H15ZM31 250V249H30ZM30 250H27V249H20V250H18V252L17 253H15V251H14V253L16 254V260H17V264H52L53 262H54V259H52L53 261H52V263H51V260H50V258L53 256V255H51V253H50V255H51V257L49 258L48 257V255L44 252L43 254L41 253V251L43 250H41L40 249V253H41V255H37V253L35 254V255H29V251ZM36 249H34V252L33 253H35L36 251H35ZM74 250V251H75ZM77 250H79V248L77 249ZM87 250V249H86ZM121 250V249H120ZM164 250V249H163ZM44 251V250H43ZM46 251V250H45ZM65 251H67V250H65ZM70 250H68V252H69ZM74 251H72L71 253H72V255H73V252ZM108 251V250H107ZM107 251H105V252H107ZM122 251V250H121ZM121 251H120V253H121ZM156 251V252H157ZM32 252H30V253H32ZM52 252V251H51ZM61 252V251H60ZM60 252H59V254H60ZM63 252V251H62ZM68 252H66V255L65 256H67V254H68ZM83 252V251H82ZM93 252V251H92ZM104 252V253H105ZM119 252V251H118ZM125 252V251H124ZM234 252V251H233ZM234 252V253H235ZM39 253V254H40ZM78 253H81V252H78ZM84 253V252H83ZM101 253V252H100ZM123 253V252H122ZM162 253H165V252H162ZM169 253V252H168ZM65 254V253H64ZM150 254V253H149ZM157 254V253H156ZM155 254V255H156ZM233 254V253H232ZM262 254V255H261ZM57 255H58V253H57ZM61 255V254H60ZM60 255H58V258H61V256ZM69 255H70V253H69ZM68 255V256H69ZM155 255H154V257H155ZM161 255V254H160ZM166 255H167V251H166ZM78 256H80L81 257V254L79 255L78 254ZM84 256H86V253H85V255ZM83 256V257H84ZM226 256H229V254H227ZM243 256H245V255H243ZM54 257H55V255H54ZM53 257V258H54ZM158 257V256H157ZM163 257V256H162ZM166 257V256H165ZM165 257L163 258V259H165ZM223 257V256H222ZM57 258V257H56ZM57 258V259H58ZM74 258V257H73ZM82 258V257H81ZM85 258V257H84ZM148 258V257H147ZM160 258V257H159ZM224 258H225V256H224ZM231 258V257H230ZM245 259H246V256L244 257ZM264 257H262V259H263ZM62 259H64L63 257H62ZM76 259V258H75ZM153 259V258H152ZM152 259H150V260H152ZM163 259H161V260H163ZM221 259V258H220ZM247 259H246V262H247ZM15 260V261H16ZM78 260H79V258H78ZM133 260H134V258H133ZM150 260H147V261H150ZM155 260H157L156 258H155ZM222 260L223 259H221V262H222ZM60 261V260H59ZM58 261V262H59ZM61 261H63V260H61ZM81 261V260H80ZM166 261V259L164 260V262ZM57 262V263H58ZM64 262V261H63ZM62 262V263H63ZM75 261L73 260V262H71L72 264L74 263ZM153 261H151V263H152ZM245 262V261H244ZM245 262V263H246ZM56 263V264H57ZM61 263V262H60ZM59 263V264H60ZM61 263V264H62ZM82 263H83V261H82ZM145 263V262H144ZM154 263V262H153ZM163 262H161L160 264H162ZM171 263V262H170ZM64 264H66V263H64ZM77 264V263H76ZM131 264H142L141 262H133V263H131ZM220 264V263H219ZM244 264V263H243Z\"/></svg>","mask_w":264,"mask_h":264}]
</instances>
